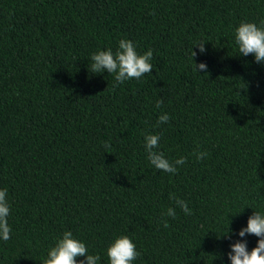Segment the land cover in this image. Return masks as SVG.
Masks as SVG:
<instances>
[{"label":"trees","instance_id":"trees-1","mask_svg":"<svg viewBox=\"0 0 264 264\" xmlns=\"http://www.w3.org/2000/svg\"><path fill=\"white\" fill-rule=\"evenodd\" d=\"M261 21L264 0H0V188L12 227L0 264H42L66 230L98 264L121 235L140 253L133 264H231L233 243L256 247L239 231L264 214V63L240 55L235 29ZM121 39L151 49L154 68L117 86L88 65ZM162 113L170 121L157 126ZM146 134L170 161L187 158L177 173L150 164Z\"/></svg>","mask_w":264,"mask_h":264},{"label":"clouds","instance_id":"clouds-1","mask_svg":"<svg viewBox=\"0 0 264 264\" xmlns=\"http://www.w3.org/2000/svg\"><path fill=\"white\" fill-rule=\"evenodd\" d=\"M235 41L240 55L248 56L252 54L255 56L257 63H264V21L260 22V26L255 22H241L235 29ZM196 45L199 46L201 53L206 51L205 41H200ZM196 55V51L193 50L192 57L195 58ZM152 59L153 51L151 49L140 54L132 40L121 39L115 52L108 48L107 50H99L92 53L88 70L94 74H101L105 71L114 74L115 83L118 86L125 81L139 80L145 74L152 73L154 68L151 63ZM195 69L199 72L205 70V73H207V65L203 62L199 65L195 62ZM162 104L163 101L158 100L156 107L160 108ZM169 121V114L162 113L158 117L157 126L166 124ZM159 145V134L145 135V149L148 161L157 170L170 174L177 173L178 166H183L187 162V158L181 156L175 161H170L162 151H159ZM110 146V144L105 145L106 148ZM194 155L197 160H203L208 153L201 151L194 153ZM170 199L175 201L176 207L183 211L185 215L192 214V209L189 208L187 201L177 198L175 194H170ZM10 214L11 205L8 201L7 189L0 188V239L4 241L10 240L12 235V227L8 220ZM176 215V208L169 207L162 214L164 227L169 226V221L163 219V217L175 219ZM230 232L231 229L224 235H228ZM248 234L259 237L257 246L249 251L246 240H238L233 243L228 254L231 264H264V214L255 211L249 217L247 226L239 231V236L245 237ZM85 256L86 264H98L101 259L98 254H89L85 242L75 238L70 230H66L55 246L50 248L47 258L42 264H85L84 260L77 259ZM107 256L110 264H133L140 256V253L129 236L121 235L108 247Z\"/></svg>","mask_w":264,"mask_h":264}]
</instances>
